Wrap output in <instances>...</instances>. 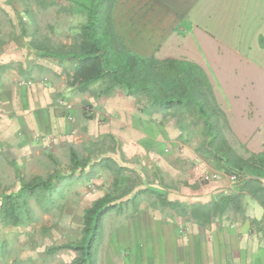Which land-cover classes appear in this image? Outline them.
<instances>
[{"label": "crops", "instance_id": "1", "mask_svg": "<svg viewBox=\"0 0 264 264\" xmlns=\"http://www.w3.org/2000/svg\"><path fill=\"white\" fill-rule=\"evenodd\" d=\"M89 1H70L82 20L70 23L68 44L85 22L78 2ZM23 10L24 0H0V167L6 170L10 165L18 168L25 164L38 170L35 176L42 177L44 164H50L47 160H53L52 167L59 169L62 155L69 157L71 167L68 172L59 169L55 173L53 169L49 175L56 186L54 206L33 204L36 218L46 220L36 226L45 231L39 232L40 244L21 240L18 253L7 257L6 251L0 264H73L77 255L74 250L50 249L78 241L85 210L106 193L116 194L111 187L114 174L104 163L108 159L142 176L134 181L125 171L130 178L127 185L134 188L121 200L130 199L137 190L150 189L179 201L182 208L162 206L155 194L149 202L144 192L137 196L136 205L128 203L122 210L108 212L103 220L97 264H264V231L255 229L247 216L244 220L216 218L207 225L191 217L190 207L195 203L207 202L223 191L232 192L220 184L203 187L198 181L202 173L218 169L212 166V158L200 151L201 144L186 139L183 123H176V117L185 118L187 114L164 116L141 110L120 87L102 94L101 82L88 92H77L68 82L75 62L60 64L35 49L31 42L38 33L26 29ZM168 15L170 19L164 20ZM163 17L158 34L147 30L137 35L129 28L136 50L160 59H186L199 64L227 116L231 136L250 151H264V0H213L212 32L201 33L195 28L202 52L191 41L168 40L165 33L172 29L176 16L168 11ZM157 35L159 47L147 49ZM139 41L143 44H137ZM61 97L66 109L58 107ZM88 106L92 113L86 112ZM68 114L73 116L71 121ZM40 134L54 136L51 150L37 139ZM80 148L86 150V157H81ZM89 150L97 151L96 156L88 158ZM73 151L80 161L87 162L84 169H72ZM94 166L97 171L112 172L113 179L106 184L112 191H90L86 187L79 201V195L73 192L82 185L81 171L93 170ZM55 217L56 221H47ZM26 227L6 228L18 233ZM3 241L11 244L7 235Z\"/></svg>", "mask_w": 264, "mask_h": 264}, {"label": "trees", "instance_id": "2", "mask_svg": "<svg viewBox=\"0 0 264 264\" xmlns=\"http://www.w3.org/2000/svg\"><path fill=\"white\" fill-rule=\"evenodd\" d=\"M169 2H78L85 14V22L78 26L71 43L54 44L51 39L44 37L42 40L34 38L31 44L45 56L54 57L60 64L75 62L72 72L68 73V82L77 92H88L93 85L101 82L104 83L102 94H110L114 88L120 87L126 95L136 100L141 110L164 116L167 113L189 115L194 124L203 127L205 140L200 151L214 160L218 170L228 174L242 172L251 175V178L241 182L237 191L220 192L209 201L198 202L190 207L191 217L196 223L207 225L216 218L242 213L245 211L243 203L246 196L264 208V151H250L232 136L246 154L240 153L227 137V133H233L225 112L217 103L206 71L199 64L186 59H160L140 53L135 48V42L130 40L129 28H133L137 35L147 30L154 34L159 32L162 18L169 11L166 6ZM24 13L34 20V11L26 0ZM159 45L160 41L154 47L157 49ZM72 161L73 170L78 167L84 169L87 165L86 161L78 159L75 151ZM104 163L114 174L112 187L116 194L106 193L85 210L82 237L78 241L61 243L50 249V252L74 250L77 255L73 264H97L104 216L114 209L122 210L128 203L136 205L139 194L150 192L158 197L162 206L182 208L179 201H171L150 189L137 190L130 199L121 200L134 188L127 185L130 180L125 175L127 167L112 159ZM52 177L23 179L18 191L1 194L0 223L4 227L33 223L36 218L33 200L40 207L54 206L56 186L52 183Z\"/></svg>", "mask_w": 264, "mask_h": 264}, {"label": "rangeland", "instance_id": "3", "mask_svg": "<svg viewBox=\"0 0 264 264\" xmlns=\"http://www.w3.org/2000/svg\"><path fill=\"white\" fill-rule=\"evenodd\" d=\"M30 7L34 11V21H32L25 13L24 10L21 12V17L26 16V20L22 19L23 24L26 26L28 32H35L38 33L37 37L42 40L44 37H49L54 44L60 43H68L70 40V23L73 22H80L82 20V16L80 12L77 10H73V6L70 4L71 0H26ZM86 1V0H84ZM170 2L166 5L168 6L169 11L175 14L176 22L173 25L172 29L167 34L165 33L166 38L168 40L181 42L182 40H187L193 42L196 47L202 52L201 42L199 40V32L207 31L210 33L212 32V24L214 23L215 19L212 20V2L213 0H169ZM44 3V4H42ZM74 18V20H72ZM169 20L170 16L166 17ZM167 24V23H166ZM195 26V27H194ZM198 31H195V28ZM172 33V34H171ZM158 34V33H157ZM167 34V35H166ZM169 34H171L169 36ZM159 35L154 36L153 43H151L152 47L149 45L147 49H152L153 45L157 43V38ZM137 44H141L140 41ZM143 44V43H142ZM141 44V45H142ZM138 48V47H137ZM62 98V97H61ZM64 99V98H62ZM176 123H183L185 128V135L187 140L195 139L197 145L202 144L205 140V135L203 134V127L200 125H196L193 121L190 120V116L186 115L185 118H178L176 117ZM227 137L231 140V142L235 145L236 149L243 154H246L244 148L240 146L230 134L227 133ZM100 147V145H99ZM97 148V147H96ZM98 149V148H97ZM51 150V149H47ZM80 155L81 157H86V150L80 148ZM97 152V151H96ZM96 152L89 150L88 158H92L93 155L96 156ZM60 163H57L60 167V170H64L68 172L69 168L71 167V161H69V157L66 155H62L60 158ZM50 164H44V169L42 170V177L47 178L53 172V169L59 171L58 168L52 167L54 161L47 160ZM50 161V162H49ZM52 162V163H51ZM2 165V164H1ZM212 166L216 167V163L212 159ZM192 168V167H191ZM218 169V168H217ZM81 171V170H80ZM81 175L79 179H81V187L80 185L77 187L78 200L80 201V196H83V191L87 187L89 190V185L93 184L95 186V190H99L101 188H106V190L112 191V188L106 187V184L113 179V174L111 171L108 170H96V167L93 170L86 169L81 171ZM223 172V171H221ZM38 173V170H33L31 167L27 165H23L22 167H16L14 165H10L9 169L6 167V170L0 167V195L6 193V191H13L16 188H20L23 179H30ZM224 173V172H223ZM127 175L131 177L132 180L138 181L142 176L141 174L136 172L135 170L126 172ZM76 175V174H75ZM204 173H202L198 181L203 185V187H217L219 184L221 187L226 188L229 192L237 191L239 185L241 183H232L229 179V174L224 173L222 177L216 181L207 182L203 178ZM150 177V176H149ZM21 183V184H20ZM89 183V184H88ZM264 183V180H263ZM112 187V186H111ZM82 191V192H80ZM144 196L148 199L149 202L153 200L152 193H145ZM91 201V200H90ZM33 204L39 206L36 201H33ZM244 208L245 211L242 213H233L229 218L234 220L236 218H243V220L248 217L251 225L255 229L263 230L264 231V209L258 204L255 200L251 199L250 197L244 198ZM58 218H49L47 219L48 222L56 221ZM46 221L45 219L35 218L32 227L24 228L23 232L15 233L10 231L8 228L4 227L1 223L2 228H0V260H4L6 255L5 252L9 250V255L7 257H13L18 252V249L22 243L26 242L27 244L31 242H40V233L45 234V231L37 230L36 226L42 222ZM35 223V224H34ZM5 235L9 237L11 244H3V238ZM40 244V243H39ZM11 248V249H10ZM1 262V261H0Z\"/></svg>", "mask_w": 264, "mask_h": 264}, {"label": "built area", "instance_id": "4", "mask_svg": "<svg viewBox=\"0 0 264 264\" xmlns=\"http://www.w3.org/2000/svg\"><path fill=\"white\" fill-rule=\"evenodd\" d=\"M23 20L24 21L26 20L25 16L23 17ZM58 107L60 109H66L65 99L60 98L58 100ZM86 112L92 113V107H89V106L86 107ZM67 118H68V120L71 121L73 119V116L71 114H68ZM37 139L40 140V142L43 144V146L47 149L52 147V145L55 142V138L51 134H40L37 136ZM222 175H224L223 172H221L219 170H213V171L205 172L203 175V178L207 182H212V181H216V180L220 179L222 177ZM248 178H251V175H248V174L242 173V172H234V173L229 174V179L232 183H241ZM89 188H90V191L95 190V186L93 184H90Z\"/></svg>", "mask_w": 264, "mask_h": 264}]
</instances>
